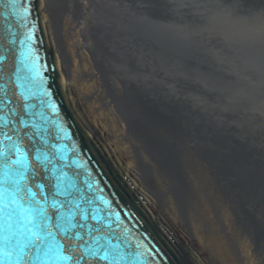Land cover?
Listing matches in <instances>:
<instances>
[{"label":"water","instance_id":"95a60500","mask_svg":"<svg viewBox=\"0 0 264 264\" xmlns=\"http://www.w3.org/2000/svg\"><path fill=\"white\" fill-rule=\"evenodd\" d=\"M0 264H264V0H0Z\"/></svg>","mask_w":264,"mask_h":264},{"label":"snow or ice","instance_id":"6c2138e0","mask_svg":"<svg viewBox=\"0 0 264 264\" xmlns=\"http://www.w3.org/2000/svg\"><path fill=\"white\" fill-rule=\"evenodd\" d=\"M35 239H36V240H40V237H39V236H36Z\"/></svg>","mask_w":264,"mask_h":264}]
</instances>
